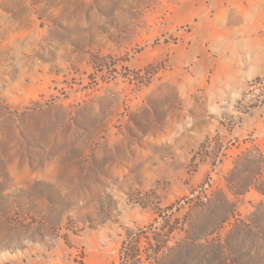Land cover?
Wrapping results in <instances>:
<instances>
[{"label": "rangeland", "instance_id": "374dc122", "mask_svg": "<svg viewBox=\"0 0 264 264\" xmlns=\"http://www.w3.org/2000/svg\"><path fill=\"white\" fill-rule=\"evenodd\" d=\"M0 264H264V0H0Z\"/></svg>", "mask_w": 264, "mask_h": 264}]
</instances>
